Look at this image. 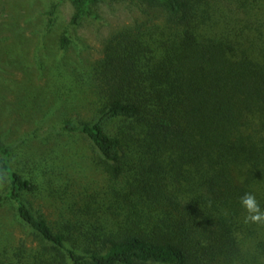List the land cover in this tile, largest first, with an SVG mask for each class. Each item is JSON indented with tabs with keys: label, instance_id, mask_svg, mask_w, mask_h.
<instances>
[{
	"label": "trees",
	"instance_id": "trees-1",
	"mask_svg": "<svg viewBox=\"0 0 264 264\" xmlns=\"http://www.w3.org/2000/svg\"><path fill=\"white\" fill-rule=\"evenodd\" d=\"M70 1L75 27L101 2L142 7L92 70L95 116L60 128L89 139L108 186L55 225L0 137L3 200L38 242L0 264H264L240 203L264 209V0Z\"/></svg>",
	"mask_w": 264,
	"mask_h": 264
},
{
	"label": "rangeland",
	"instance_id": "rangeland-1",
	"mask_svg": "<svg viewBox=\"0 0 264 264\" xmlns=\"http://www.w3.org/2000/svg\"><path fill=\"white\" fill-rule=\"evenodd\" d=\"M93 8L98 19L75 27L70 0H0V137L14 147V168L38 186L26 199L55 225L108 186L89 139L60 128L65 120L95 116L92 70L110 39L143 17L137 2L106 1ZM64 36L70 38L67 47ZM2 165L0 155V252L23 245L30 250L38 242L18 219L15 204L3 200Z\"/></svg>",
	"mask_w": 264,
	"mask_h": 264
},
{
	"label": "clouds",
	"instance_id": "clouds-1",
	"mask_svg": "<svg viewBox=\"0 0 264 264\" xmlns=\"http://www.w3.org/2000/svg\"><path fill=\"white\" fill-rule=\"evenodd\" d=\"M240 203L246 213L245 223L264 224V209L261 208L254 194L245 193L240 198Z\"/></svg>",
	"mask_w": 264,
	"mask_h": 264
}]
</instances>
